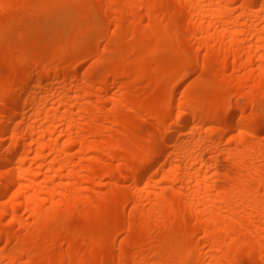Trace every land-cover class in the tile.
<instances>
[{
  "label": "bare ground",
  "instance_id": "obj_1",
  "mask_svg": "<svg viewBox=\"0 0 264 264\" xmlns=\"http://www.w3.org/2000/svg\"><path fill=\"white\" fill-rule=\"evenodd\" d=\"M0 264H264V0H0Z\"/></svg>",
  "mask_w": 264,
  "mask_h": 264
},
{
  "label": "rangeland",
  "instance_id": "obj_2",
  "mask_svg": "<svg viewBox=\"0 0 264 264\" xmlns=\"http://www.w3.org/2000/svg\"><path fill=\"white\" fill-rule=\"evenodd\" d=\"M63 15L66 17V12H65ZM81 18H82V12H81L80 10L76 11L75 14H74V19H75L76 21H80ZM125 42L128 44V38L125 39ZM102 44H103V42H102ZM88 63H89V62H86L85 64H83V66H81V68H80L79 71H78V74H80L81 72H83V71L86 69ZM199 63H200V62H199ZM208 70H209V72H210L213 76H216V67H215V66H211L210 68H208ZM194 77H195V76H189V77H187V78L184 80V83H183V85H182V87H181V90H183L187 85H189V84L193 81ZM122 92H123L122 90H118V93H122ZM141 98H142V96H141V95H138V96H136L135 100H136V101H139L138 99H141ZM100 189L102 190L103 193L106 192V188H105V187H100ZM117 197H118V196H117ZM104 198H105V196L103 195V200H104V201H103V203H102L101 213H102L103 217H105L106 219L109 220V222H108V223H98L97 228H98V230L101 231V232L108 231V230L111 228V225H112V224H117V221H116V219H115L114 216H113V213L107 209L108 203H107V201L105 200L106 198H105V199H104ZM63 219H64V221L67 220V217H66L65 214L63 215ZM79 219H80V218H78V220H79ZM47 221H50V220H47ZM120 237H121V236H120ZM120 237H119V238H120Z\"/></svg>",
  "mask_w": 264,
  "mask_h": 264
}]
</instances>
